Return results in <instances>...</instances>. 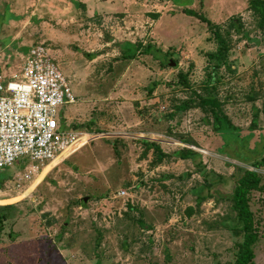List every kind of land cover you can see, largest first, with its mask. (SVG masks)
Segmentation results:
<instances>
[{"label":"rangeland","instance_id":"374dc122","mask_svg":"<svg viewBox=\"0 0 264 264\" xmlns=\"http://www.w3.org/2000/svg\"><path fill=\"white\" fill-rule=\"evenodd\" d=\"M250 1L0 0L2 72L18 73L32 46L50 48L77 99L61 107V129L79 132L34 183L16 186L26 159L6 169L0 264L235 262L241 233L228 197L264 157V27ZM210 95L239 140L214 130L198 106L177 113ZM152 142L169 156L157 161ZM186 146L201 157H178ZM199 161L224 177L203 201ZM251 208L259 234L252 264H264V188L252 192Z\"/></svg>","mask_w":264,"mask_h":264},{"label":"built area","instance_id":"2783aa9c","mask_svg":"<svg viewBox=\"0 0 264 264\" xmlns=\"http://www.w3.org/2000/svg\"><path fill=\"white\" fill-rule=\"evenodd\" d=\"M76 101L68 78L44 44L27 51L18 73L8 77L0 67V171L20 159L28 161L14 175L16 186L34 183L72 150L79 132L61 129L60 117L61 107ZM126 195L124 190L118 193Z\"/></svg>","mask_w":264,"mask_h":264},{"label":"trees","instance_id":"16d2710c","mask_svg":"<svg viewBox=\"0 0 264 264\" xmlns=\"http://www.w3.org/2000/svg\"><path fill=\"white\" fill-rule=\"evenodd\" d=\"M250 6L259 10L260 24L264 27V0H251ZM184 12L188 15L195 16L202 22L206 23L212 31H215L214 29H217L218 27L217 24H214L203 14L196 12L195 10L186 9ZM215 33L221 46L217 54L212 55L221 58L226 51V45L223 37L219 34V31H216ZM194 106H198L206 112L208 118L211 119L210 121L213 129L222 133L224 138L228 137L227 132H236L237 140H239L238 127L227 114L223 102L216 96H201L198 103L185 102L178 106L176 111L177 113H185L189 108ZM181 139L182 142L187 145L194 143L190 137H182ZM149 146L155 148L158 154L157 161H162L165 157L169 156V154L161 150L158 144L152 142ZM177 156L182 159H192L195 161L197 158L201 157V154L186 146L177 153ZM251 164L254 169L244 170V173L233 184L232 189L230 190V196L228 197L229 200L232 201L233 208L237 213L240 224L239 230L241 233V236L239 237L240 239L235 243L237 254L233 264H252L256 257L255 245L259 241L255 216L251 208V194L253 191H259L264 188L263 176L258 171L264 167V157L251 161ZM196 166L197 171L204 178V184L201 190H199V200L203 201L207 197H215V195L221 190L222 183H224V177L219 173L208 169L202 161L197 162ZM5 172L6 170L0 171V190H2L5 185ZM1 221L2 219L0 217V222Z\"/></svg>","mask_w":264,"mask_h":264},{"label":"water","instance_id":"95a60500","mask_svg":"<svg viewBox=\"0 0 264 264\" xmlns=\"http://www.w3.org/2000/svg\"><path fill=\"white\" fill-rule=\"evenodd\" d=\"M171 65H176V63L172 62ZM84 200L87 201L88 197H85Z\"/></svg>","mask_w":264,"mask_h":264},{"label":"crops","instance_id":"0c3cea01","mask_svg":"<svg viewBox=\"0 0 264 264\" xmlns=\"http://www.w3.org/2000/svg\"><path fill=\"white\" fill-rule=\"evenodd\" d=\"M50 168V167H49ZM49 168H46L45 170L48 172Z\"/></svg>","mask_w":264,"mask_h":264},{"label":"bare ground","instance_id":"6f19581e","mask_svg":"<svg viewBox=\"0 0 264 264\" xmlns=\"http://www.w3.org/2000/svg\"><path fill=\"white\" fill-rule=\"evenodd\" d=\"M51 166H53V165H51ZM51 166H50V167H51ZM48 168H49V167H48Z\"/></svg>","mask_w":264,"mask_h":264}]
</instances>
